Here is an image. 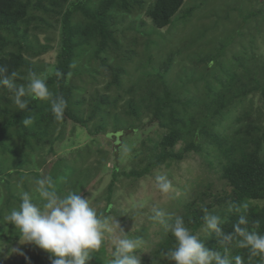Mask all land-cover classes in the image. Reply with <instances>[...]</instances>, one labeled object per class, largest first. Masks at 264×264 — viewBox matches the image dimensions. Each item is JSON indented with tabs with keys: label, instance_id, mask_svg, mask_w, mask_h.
I'll use <instances>...</instances> for the list:
<instances>
[{
	"label": "trees",
	"instance_id": "obj_1",
	"mask_svg": "<svg viewBox=\"0 0 264 264\" xmlns=\"http://www.w3.org/2000/svg\"><path fill=\"white\" fill-rule=\"evenodd\" d=\"M185 1L0 0V66L7 68L8 75L17 73V87H26L29 72H35L46 81L53 97L62 96L67 101L63 119L57 120L48 101L26 95L22 99L28 100V107L20 110L14 103L15 91L0 85V182L8 190L7 205L13 198L21 203L20 196H12L18 185L11 178L16 174L27 188V177L41 179L38 168L45 166L48 155L55 154L56 144L64 140L68 120L85 128L92 141L84 150L81 148V164H74L73 158H60L48 178L55 182L56 174L63 169L66 189H75L78 183L73 182L72 187L69 184L73 178L87 186L93 181L89 177L105 172L112 161L107 204L99 213L102 218L114 212L112 197L121 176L139 180L159 168L199 159L206 174L203 177L201 172L189 195L179 190L172 202L173 195L169 194L167 215L172 219L183 217L186 227L210 250L223 255L227 247L229 258L239 255L243 264H264L260 256H250L248 249L237 246L238 237L229 245L221 244L203 219L206 208L221 218L220 226L227 234L233 233L239 215L244 214L248 230L264 235V58L251 51L248 57L228 59V47L222 45V49L198 59L197 65L208 64V70H202L196 79L190 76L182 88H176L168 79L176 53L155 63L144 27L150 21L156 29H162L181 18H192L196 6L183 11ZM142 14L148 20L140 19ZM130 15L140 21H132L129 29L135 31L134 44L126 49V30L120 28V17ZM218 26L212 27L214 32ZM141 40L147 55L137 63L134 57H141ZM256 40V35H251L249 42ZM159 51L162 53V49ZM51 52L55 57L50 69L43 57ZM129 63L143 76L126 86ZM193 71L195 77L198 73ZM30 117L32 123L24 124ZM156 125L154 134L145 136L134 148L135 162L129 171L118 163L117 147L113 149L114 158L96 137L104 134L116 146L124 135ZM79 169L83 172L77 176ZM147 215L150 225L160 226L157 234L161 237L147 254L141 251V264H174L169 255L176 247L174 236L151 219L153 209ZM127 236L138 238L132 231ZM100 251L106 252L103 245ZM88 264L110 261L97 251Z\"/></svg>",
	"mask_w": 264,
	"mask_h": 264
},
{
	"label": "rangeland",
	"instance_id": "obj_2",
	"mask_svg": "<svg viewBox=\"0 0 264 264\" xmlns=\"http://www.w3.org/2000/svg\"><path fill=\"white\" fill-rule=\"evenodd\" d=\"M193 6H196V10L190 19L181 18L176 20L174 24H170L162 29H156L148 21V24L144 27L148 46L154 52L153 58L155 63L166 59L170 53H176L171 72L169 71L168 73V79L176 88H182L188 82L190 76L192 79H196L199 75H202L204 70H208V64L197 65L198 59L208 55V53L222 49V45L228 47L225 50L228 54V59L234 56L248 57L251 51H254L255 54L257 53V56L259 55L261 58H264V21L262 20V17H264V0H186L182 9L185 11ZM251 15L252 17L249 18ZM146 17L145 14H142L140 19H147ZM134 19L140 21L139 17L135 18L131 15L125 18L120 17V28L126 30L127 37L124 38L127 41L124 44L126 49L133 48L132 44L134 43L132 41L134 40L135 31L129 28ZM259 20L261 22L258 25ZM216 25H220V27L218 26L215 29L217 32H214L212 27L214 28ZM206 29H212V31L209 30L204 35ZM251 35H254V37L256 35L257 43L249 42ZM143 42L141 40L138 44L141 57H134L137 63L146 60L147 54ZM211 43L213 44L209 45ZM161 49L162 53L159 51ZM179 51L182 52L179 53ZM54 57L55 52H51L43 57V59H46L45 61L50 63V69ZM225 59L226 57H223V61ZM228 59L226 60L228 61ZM128 68L129 75L125 77L124 82L126 86L133 84V82L143 76V73L139 74L135 68H132L130 63ZM193 70L198 73H194L195 77L192 76ZM149 71L152 70L150 69ZM194 91H196L195 88ZM255 103L256 105L260 104L258 97L255 98ZM156 128L157 125L143 131L139 129L135 133L124 135L122 142L116 146H113L111 144L112 141L105 137L104 134H98L96 137H98L100 146L110 151V155H112L114 147H117L118 163L129 171L135 162L133 160L135 159L134 148L141 145L140 143L145 136L153 135ZM91 141L92 138L88 136L85 128L79 124H75L71 120L65 122L64 140L56 144L55 154L48 155L47 162L44 164L45 166L38 168L41 179H48L53 165L60 158H68V160L73 158L74 164H81V150ZM93 146L94 148L96 147L95 144ZM126 148L128 149L127 151H125ZM84 152L82 151V153ZM113 154L115 158V153ZM37 160L40 161L39 156H37ZM113 167L114 163L109 160L105 172H101L94 178L92 174L89 180L93 181L87 186H85L86 184L80 185V181H77V178L69 181L70 187H72L73 182L75 185L78 183L75 186L76 192L88 198L90 205L96 209L98 215L107 204L105 197L108 195L107 186L112 179L111 169ZM82 172L83 170L79 169L76 173L77 176ZM201 172H203V169L199 159L190 158L178 165L176 164L172 168H159L153 175L140 178L139 180L127 176L120 177V180L117 182V189L112 197V201L115 204L114 212L110 213L108 218L111 221L117 219L125 233H131L132 231L138 236V239L141 240V249L136 250L134 255H138L140 260L143 256L141 251L144 249L147 254L161 237V234H157V232L159 233L158 229L160 226L150 225V221L148 220L149 215L146 216V213L154 208H158L166 214L169 213V203L171 204V201L174 202L177 199L175 197L178 191L180 190L183 195L185 193L189 195L192 184L199 179ZM66 173H68V170ZM204 173L206 174V172H203V177ZM157 175L166 176L171 184L174 185L168 194H162L156 188L155 177ZM211 175L213 178L215 177L214 173ZM11 179L14 184L18 185L15 187V190L11 191L14 193H12V196L17 195L21 197V193L27 191L33 197V202L39 203L37 194L35 193V180L32 176L27 177L29 182L28 188L23 185L22 180H19L16 174ZM54 181L55 189L61 196H66L68 191L72 192V189L75 190L73 187L71 189L65 188L66 180L63 169L59 170ZM169 194L173 195L171 201L169 200ZM8 195L6 186L0 182V212L2 213L0 215V264L20 263L22 261H27L31 264L46 262L51 264L49 253H46L33 243L20 240L18 230L5 222L4 217L20 204L18 199L13 198L7 205ZM139 213L145 214L140 215ZM116 233L119 234L118 229ZM102 245L106 249V254L100 251L102 247L98 252H100L102 258L111 261L113 259L112 251L115 249L110 234H105ZM12 249H16V251H12Z\"/></svg>",
	"mask_w": 264,
	"mask_h": 264
},
{
	"label": "clouds",
	"instance_id": "obj_3",
	"mask_svg": "<svg viewBox=\"0 0 264 264\" xmlns=\"http://www.w3.org/2000/svg\"><path fill=\"white\" fill-rule=\"evenodd\" d=\"M8 70L0 66V85L15 91L14 103L20 110L28 107V100L23 97L48 101L57 120L63 119L67 101L62 96L53 97L44 79L35 72H29L28 83L19 87L14 83L16 72L7 74ZM59 75V73H57ZM32 117L24 119V124L32 123ZM128 149L126 148L125 151ZM156 188L162 194H168L172 188L171 182L164 175L155 177ZM37 200L29 192L21 193V203L4 217L19 232L23 242L33 243L46 253H49L51 264H88L92 253L101 249L105 234L112 236L113 259L110 264H141L140 257L134 255L141 246L138 238H129L117 221L98 215L88 198L80 193L70 192L61 196L55 189L54 182L48 179L35 181ZM244 208L247 205L243 206ZM206 228L220 238L219 242L229 245L236 239L237 246L246 248L250 256H260L264 259V235L247 228L246 215L241 214L233 226V233H224L221 228V218L203 209ZM240 211V206L236 207ZM151 217L170 231L176 240V247L169 253L174 264H243L237 255L229 258L228 249L225 254L207 248L197 235L186 227L183 217L172 219L162 210L153 209ZM244 226V227H242ZM118 229L119 234L116 233ZM16 251V249H12Z\"/></svg>",
	"mask_w": 264,
	"mask_h": 264
}]
</instances>
